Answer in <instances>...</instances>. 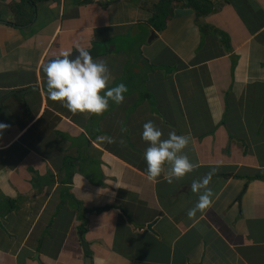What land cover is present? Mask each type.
<instances>
[{
    "label": "crops",
    "instance_id": "obj_1",
    "mask_svg": "<svg viewBox=\"0 0 264 264\" xmlns=\"http://www.w3.org/2000/svg\"><path fill=\"white\" fill-rule=\"evenodd\" d=\"M19 1L0 0V264H264V0H172L163 29L160 0L37 1L17 24ZM81 49L127 87L99 115L47 95L43 66ZM147 121L187 137L191 171L147 178Z\"/></svg>",
    "mask_w": 264,
    "mask_h": 264
},
{
    "label": "clouds",
    "instance_id": "obj_2",
    "mask_svg": "<svg viewBox=\"0 0 264 264\" xmlns=\"http://www.w3.org/2000/svg\"><path fill=\"white\" fill-rule=\"evenodd\" d=\"M75 58L65 52L46 63L42 71L45 76L47 95L50 100L59 101L72 112L101 114L109 107V102L120 104L124 100L127 87L118 83L108 87L110 72L106 63L94 59L89 51L79 50ZM152 121L142 125L141 139L148 146L143 153L147 165L146 175L149 180L160 177L165 165L170 166L167 181L180 178L195 166L182 150L188 143L184 135L170 131L167 138ZM214 169L206 173L199 181H193L191 190L198 194L194 207L187 211L189 218L205 209L211 202L213 192L206 187L212 178Z\"/></svg>",
    "mask_w": 264,
    "mask_h": 264
},
{
    "label": "trees",
    "instance_id": "obj_3",
    "mask_svg": "<svg viewBox=\"0 0 264 264\" xmlns=\"http://www.w3.org/2000/svg\"><path fill=\"white\" fill-rule=\"evenodd\" d=\"M37 1L47 0H20L11 4V10L15 11L14 21L17 24L22 23L25 13V17L28 15L27 20L31 21L34 15V5ZM184 4L193 8L198 19L208 14L211 11L212 4L208 0H183ZM172 0H160L156 5V10L150 18V23L157 29H163L166 25V20L169 15L170 5ZM209 5V6H208ZM28 6V7H27ZM201 29H205V25L200 24ZM204 31V30H203ZM98 45L97 43L94 44ZM96 48V47H95ZM92 55V53H91ZM96 56V54H94Z\"/></svg>",
    "mask_w": 264,
    "mask_h": 264
},
{
    "label": "water",
    "instance_id": "obj_4",
    "mask_svg": "<svg viewBox=\"0 0 264 264\" xmlns=\"http://www.w3.org/2000/svg\"><path fill=\"white\" fill-rule=\"evenodd\" d=\"M77 52L78 51H75L73 53H70V58H75V56L78 55ZM54 58H57V57H54ZM54 58L49 59V61L52 60V59H54ZM37 89H38V86L37 85H32V86H29V87H27L25 89H22V90H14V91H11V93L23 94L25 92H30V91L37 90ZM134 225H136V223H134ZM153 225H154V221H152L150 223H147L146 225H136V226H139L140 228H143L144 226H146L147 229L153 231V228H152ZM85 264H91V258L89 256L86 257Z\"/></svg>",
    "mask_w": 264,
    "mask_h": 264
},
{
    "label": "rangeland",
    "instance_id": "obj_5",
    "mask_svg": "<svg viewBox=\"0 0 264 264\" xmlns=\"http://www.w3.org/2000/svg\"><path fill=\"white\" fill-rule=\"evenodd\" d=\"M154 58V57H153ZM132 79L134 80V83H135V85L136 86H138V88L140 89V91L142 92V94H143V91L141 90L142 88H143V86L141 85V82L140 81H138V78H137V75H134L133 77H132ZM138 89V90H139ZM147 90H148V93H149V89L148 88H146ZM137 98H140V97H136V99ZM150 100L151 101H154V97H153V95L151 94L150 95ZM124 131H126V129H124ZM103 209H100V211H102ZM78 222H79V219H78Z\"/></svg>",
    "mask_w": 264,
    "mask_h": 264
}]
</instances>
